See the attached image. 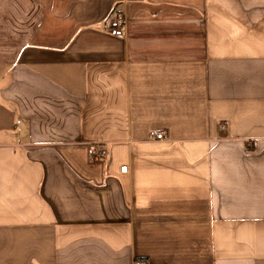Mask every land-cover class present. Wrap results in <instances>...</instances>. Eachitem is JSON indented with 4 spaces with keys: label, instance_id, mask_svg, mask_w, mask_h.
Returning <instances> with one entry per match:
<instances>
[{
    "label": "crops",
    "instance_id": "obj_1",
    "mask_svg": "<svg viewBox=\"0 0 264 264\" xmlns=\"http://www.w3.org/2000/svg\"><path fill=\"white\" fill-rule=\"evenodd\" d=\"M135 261L264 264V0H0V264Z\"/></svg>",
    "mask_w": 264,
    "mask_h": 264
},
{
    "label": "built area",
    "instance_id": "obj_2",
    "mask_svg": "<svg viewBox=\"0 0 264 264\" xmlns=\"http://www.w3.org/2000/svg\"><path fill=\"white\" fill-rule=\"evenodd\" d=\"M106 31L109 35L116 37V38H124L127 32V21L125 15L122 12H116L113 16L109 19ZM166 138L165 133L162 131H151L149 133V140L155 142H162ZM88 155L91 158H103L104 151L99 145H94L89 147ZM121 173L127 172V167L124 166L120 168ZM133 264H146L142 261H135Z\"/></svg>",
    "mask_w": 264,
    "mask_h": 264
}]
</instances>
